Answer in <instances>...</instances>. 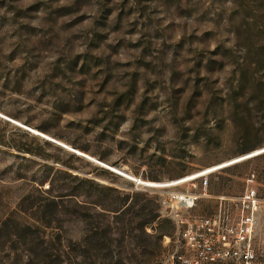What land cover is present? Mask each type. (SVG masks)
I'll return each instance as SVG.
<instances>
[{
  "label": "rangeland",
  "instance_id": "1",
  "mask_svg": "<svg viewBox=\"0 0 264 264\" xmlns=\"http://www.w3.org/2000/svg\"><path fill=\"white\" fill-rule=\"evenodd\" d=\"M205 170L196 214L264 199V0H0V264H160L133 180Z\"/></svg>",
  "mask_w": 264,
  "mask_h": 264
},
{
  "label": "built area",
  "instance_id": "2",
  "mask_svg": "<svg viewBox=\"0 0 264 264\" xmlns=\"http://www.w3.org/2000/svg\"><path fill=\"white\" fill-rule=\"evenodd\" d=\"M207 171L168 183L144 184L161 192L158 204L174 227L173 235L166 238L169 253L160 264H264V255L255 243L258 215L264 205L255 186V173L248 176L242 195H217V210L200 215L195 210L202 200L212 197L209 176L216 172L202 174ZM185 184L192 190H175Z\"/></svg>",
  "mask_w": 264,
  "mask_h": 264
},
{
  "label": "trees",
  "instance_id": "3",
  "mask_svg": "<svg viewBox=\"0 0 264 264\" xmlns=\"http://www.w3.org/2000/svg\"><path fill=\"white\" fill-rule=\"evenodd\" d=\"M147 207L143 206L141 212L138 213V217L141 218L140 228L142 231H145L146 227L151 223L159 219V213H146ZM164 236V234H162Z\"/></svg>",
  "mask_w": 264,
  "mask_h": 264
},
{
  "label": "bare ground",
  "instance_id": "4",
  "mask_svg": "<svg viewBox=\"0 0 264 264\" xmlns=\"http://www.w3.org/2000/svg\"><path fill=\"white\" fill-rule=\"evenodd\" d=\"M210 170V169H209ZM116 173H118V175H121V176H124V177H126L125 175H123L122 173H119V172H117L116 171ZM207 173H213V172H205V173H202V174H207ZM197 176H199V175H197ZM196 177V176H195ZM135 181H140V183H144V184H146V185H149V186H152V184H150V183H147V182H143V181H141V180H136V179H134ZM133 180V181H134Z\"/></svg>",
  "mask_w": 264,
  "mask_h": 264
},
{
  "label": "water",
  "instance_id": "5",
  "mask_svg": "<svg viewBox=\"0 0 264 264\" xmlns=\"http://www.w3.org/2000/svg\"><path fill=\"white\" fill-rule=\"evenodd\" d=\"M135 181V180H134ZM137 182V181H136Z\"/></svg>",
  "mask_w": 264,
  "mask_h": 264
}]
</instances>
